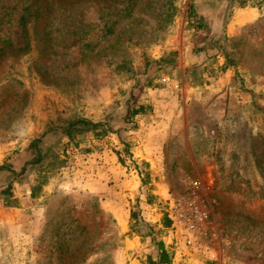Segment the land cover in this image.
<instances>
[{
	"label": "rangeland",
	"instance_id": "374dc122",
	"mask_svg": "<svg viewBox=\"0 0 264 264\" xmlns=\"http://www.w3.org/2000/svg\"><path fill=\"white\" fill-rule=\"evenodd\" d=\"M0 264H264V0H0Z\"/></svg>",
	"mask_w": 264,
	"mask_h": 264
},
{
	"label": "trees",
	"instance_id": "16d2710c",
	"mask_svg": "<svg viewBox=\"0 0 264 264\" xmlns=\"http://www.w3.org/2000/svg\"><path fill=\"white\" fill-rule=\"evenodd\" d=\"M26 35H27L26 37H29V33L27 32V30H26ZM71 123L72 124L74 123V125H75V128H73L72 130H77V131L70 132L71 129L69 131H67L68 140L73 139V136H74L73 133H76L78 135V134H80V132L86 133V132L93 131L94 132L93 135L97 136L100 133L98 127L105 128L104 126L107 125L106 123H103L102 121L93 122L91 120H87V119L82 118V117H78L76 120L71 121L70 124ZM72 124H71V126H72ZM76 124H79V126H76ZM105 129L109 130V127L106 126ZM56 154L58 155V153H56ZM56 154H55V152H53L52 155L55 156V158H56ZM58 161H59L58 166H60L61 161L59 159H58ZM158 247L160 248V257L158 258V261L161 262V263L162 262H167V253L165 252V250L162 249L161 242L158 243Z\"/></svg>",
	"mask_w": 264,
	"mask_h": 264
}]
</instances>
